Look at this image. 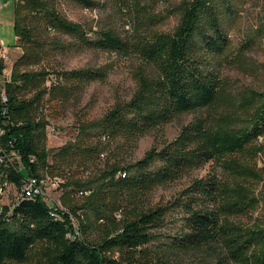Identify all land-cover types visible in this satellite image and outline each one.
Returning <instances> with one entry per match:
<instances>
[{"label": "trees", "instance_id": "16d2710c", "mask_svg": "<svg viewBox=\"0 0 264 264\" xmlns=\"http://www.w3.org/2000/svg\"><path fill=\"white\" fill-rule=\"evenodd\" d=\"M115 1L122 30L113 22H71L58 0L14 3L22 53L8 77L0 61V199L7 186L19 192L24 180L48 175L61 179L64 211L61 217L36 196H18L10 207L0 201V264H181L185 256L264 264V226L244 223L260 204L252 182L261 174L247 161L261 150L264 92L234 98L214 67L230 47L224 21L234 13L232 0H184L173 10L179 23L171 32L158 30L166 19L158 0ZM83 50L135 61L136 89L101 118L79 112L75 138L49 150L51 117L78 108L87 87L107 78L101 69L50 63L52 53ZM185 115L193 120L173 140L131 157L142 138ZM209 163L214 172L193 177ZM184 179L171 205L153 204L158 188ZM170 208L183 211L182 229L150 247ZM72 219L81 238L70 239Z\"/></svg>", "mask_w": 264, "mask_h": 264}, {"label": "rangeland", "instance_id": "374dc122", "mask_svg": "<svg viewBox=\"0 0 264 264\" xmlns=\"http://www.w3.org/2000/svg\"><path fill=\"white\" fill-rule=\"evenodd\" d=\"M99 7L90 12L77 5L74 0H62L60 12L71 22L81 23L89 28L96 25L113 22L122 30L123 18L118 14L115 0H94ZM157 10L166 16L159 26L162 32H171L179 23V14L173 10L184 0H158ZM234 13L227 16L224 27L230 38L227 52L214 59V67L219 71L225 86L234 98L245 92L254 90L264 92V0H232ZM15 2L4 4L0 2V40L10 50V60L5 63V76H10L12 65L21 55L22 49L14 35ZM173 12V13H171ZM17 43V45H16ZM53 68L79 69L97 68L107 74L103 82H95L87 87L82 103L78 108L69 107L60 117L52 116L48 128L47 148L55 150L66 142L73 140L77 134L76 116L86 113L93 119L101 118L113 105L121 100L129 99L136 89L134 79V64L130 58L117 56L94 50L53 54L49 58ZM193 120L192 115H185L166 125L160 131L146 135L139 142L138 148L131 157L141 159L153 146H160L164 141L173 140L181 127ZM54 129V131H53ZM261 146L260 152L248 159L261 174V179L253 181L255 194L260 199L258 208L254 211L248 226H264V136L257 140ZM215 171L212 163L196 171L193 177H204ZM46 192L52 200L59 201L60 191L52 181L46 180ZM188 184L184 179L168 186L158 188L152 195V202L157 206H169L178 197L180 191ZM13 185L7 186L2 192L1 204L11 206L18 196ZM184 213L179 208H170L164 217V225L153 232L155 240L149 245L154 247L169 241L170 236L182 229ZM181 264H203L202 256H185Z\"/></svg>", "mask_w": 264, "mask_h": 264}, {"label": "built area", "instance_id": "2783aa9c", "mask_svg": "<svg viewBox=\"0 0 264 264\" xmlns=\"http://www.w3.org/2000/svg\"><path fill=\"white\" fill-rule=\"evenodd\" d=\"M13 1H20V0H0V2H4V4L12 3ZM58 2L59 4H61L62 0H58ZM84 10H89V12L91 11L88 8H84ZM9 60H10V50L8 49V47L4 46V44L0 41V61L6 63ZM0 99H1L0 101L1 103L3 104L6 103V99L1 97V92H0ZM3 136H4V128L0 124V142ZM45 179L52 181V183L56 186H59V184L61 183V179H59L58 177H50L48 175H45L43 178L31 177L28 178L27 180H24L23 184L21 185L20 191L18 192L19 194L18 196L32 195V196L40 197L46 202V204L51 205L52 208H56L57 213H59V215L62 217L60 212L64 211V209H59V203H57V200H52L48 196L46 192ZM72 225H73V229L69 233L70 239H72V237L81 238V236H78V221L72 219Z\"/></svg>", "mask_w": 264, "mask_h": 264}, {"label": "bare ground", "instance_id": "6f19581e", "mask_svg": "<svg viewBox=\"0 0 264 264\" xmlns=\"http://www.w3.org/2000/svg\"><path fill=\"white\" fill-rule=\"evenodd\" d=\"M15 3L18 2V1H14ZM27 197H33L32 195H26Z\"/></svg>", "mask_w": 264, "mask_h": 264}, {"label": "crops", "instance_id": "0c3cea01", "mask_svg": "<svg viewBox=\"0 0 264 264\" xmlns=\"http://www.w3.org/2000/svg\"><path fill=\"white\" fill-rule=\"evenodd\" d=\"M1 41V40H0ZM2 42V41H1ZM3 43V42H2Z\"/></svg>", "mask_w": 264, "mask_h": 264}]
</instances>
